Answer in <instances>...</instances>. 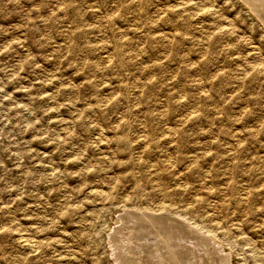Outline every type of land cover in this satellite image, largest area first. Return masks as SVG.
Segmentation results:
<instances>
[{
    "label": "rangeland",
    "instance_id": "1",
    "mask_svg": "<svg viewBox=\"0 0 264 264\" xmlns=\"http://www.w3.org/2000/svg\"><path fill=\"white\" fill-rule=\"evenodd\" d=\"M166 214L264 264L262 23L242 0H0V264H121L123 217L142 243L133 218Z\"/></svg>",
    "mask_w": 264,
    "mask_h": 264
},
{
    "label": "bare ground",
    "instance_id": "2",
    "mask_svg": "<svg viewBox=\"0 0 264 264\" xmlns=\"http://www.w3.org/2000/svg\"><path fill=\"white\" fill-rule=\"evenodd\" d=\"M242 1L251 11L256 20H259L264 26V0ZM129 215L127 217L131 218ZM127 217H123L122 221L119 220L120 222H117L119 226L114 228L115 233L113 236H110L113 247H115L114 254L116 259L119 260L121 264H145L144 262H146V264L150 262L155 264H166L165 262H167L168 264L169 261L172 262V259H174L175 261L173 262H176L177 264H213V261H217V264H231V259L229 260L230 255L229 257H227V255H223L225 252L221 254L222 252L219 245L217 247H215L214 244L211 245L210 240L204 234L190 227L184 220L168 214L144 215L137 217L133 216V219L136 220V224L130 228V232H132L133 236H137L136 239L138 241L141 240L142 243L136 242L135 237H132L134 239L132 242L131 237H129V241H126L125 236H127L129 232L123 233L125 231V227L123 228L122 225L126 224L128 219ZM190 235L196 236V238L197 236H201L202 238L199 239V243L202 242L203 247L205 245L204 249L201 248V245L199 251L193 250L189 247L187 249L185 248L186 250L183 251L181 248L183 245L181 246L180 242L183 237L187 239V236ZM177 236H181L182 238ZM196 238L194 239L198 242V238ZM23 243L24 245H30L28 241H24ZM183 243H185V241ZM190 243L194 244L192 242ZM228 244V246H230L232 243L230 242ZM158 245L164 246L163 253L156 252L155 249ZM195 246L196 244L194 247ZM160 248L159 250L161 251ZM212 256H217L218 259H213L214 257Z\"/></svg>",
    "mask_w": 264,
    "mask_h": 264
}]
</instances>
